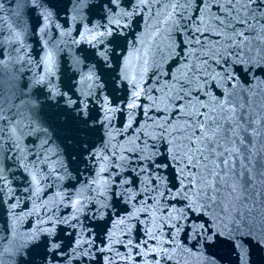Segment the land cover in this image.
<instances>
[{
    "label": "snow or ice",
    "instance_id": "obj_1",
    "mask_svg": "<svg viewBox=\"0 0 264 264\" xmlns=\"http://www.w3.org/2000/svg\"><path fill=\"white\" fill-rule=\"evenodd\" d=\"M0 264H264V0H0Z\"/></svg>",
    "mask_w": 264,
    "mask_h": 264
}]
</instances>
